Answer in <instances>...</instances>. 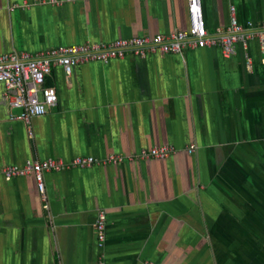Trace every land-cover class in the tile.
Masks as SVG:
<instances>
[{
  "label": "crops",
  "instance_id": "crops-1",
  "mask_svg": "<svg viewBox=\"0 0 264 264\" xmlns=\"http://www.w3.org/2000/svg\"><path fill=\"white\" fill-rule=\"evenodd\" d=\"M30 2L31 0H27ZM0 0V54L112 43L189 29V0ZM217 35L232 8L249 27L264 0H201ZM15 8V10H12ZM248 61L250 64H248ZM58 103L15 121L0 82V170L49 160L61 171L0 178V264H264V46L239 43L109 63L53 65ZM174 146L167 159L143 150ZM194 147L189 154L187 149ZM95 158L78 166V158ZM119 157V164H102ZM101 162V163H100ZM107 215L106 241L96 225Z\"/></svg>",
  "mask_w": 264,
  "mask_h": 264
},
{
  "label": "built area",
  "instance_id": "built-area-1",
  "mask_svg": "<svg viewBox=\"0 0 264 264\" xmlns=\"http://www.w3.org/2000/svg\"><path fill=\"white\" fill-rule=\"evenodd\" d=\"M82 0H31L22 4L23 9L33 6H62L63 3H75ZM12 10H15L13 8ZM189 29L176 31L168 35L154 37H137L120 39L112 43H87L76 46H62L51 49L39 55L28 53L0 54V82L8 89L16 91L10 98L12 110H21L20 114L13 113L15 121L30 123L36 116L46 115L58 103V92L55 86L46 85V78L52 73L53 65H60L67 75L73 68L87 63H109L112 60L125 59L129 55L146 58L151 54H181L188 46L193 48L220 47L227 58L237 54L239 43H247L258 39L264 46V23L249 27L239 21L237 8H232V23L226 30L217 35H210L205 27L201 0H189ZM248 64L249 61H248ZM174 146L154 147L143 150L142 159H167L176 152ZM189 154L195 152L194 147L187 149ZM123 161L119 157H110L102 164L116 165ZM97 159L78 158L73 164L78 166H93ZM101 163V162H100ZM65 165L52 160L42 163H28L25 166H10L0 170V178L13 180L19 177L34 176L38 190L45 193V174L50 171H61ZM107 215L102 211L98 216L96 231L99 246L102 248L106 241ZM153 264V263H149Z\"/></svg>",
  "mask_w": 264,
  "mask_h": 264
}]
</instances>
